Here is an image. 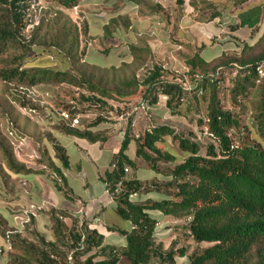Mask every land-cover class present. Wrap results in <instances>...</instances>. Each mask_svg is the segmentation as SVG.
<instances>
[{
  "label": "crops",
  "instance_id": "crops-1",
  "mask_svg": "<svg viewBox=\"0 0 264 264\" xmlns=\"http://www.w3.org/2000/svg\"><path fill=\"white\" fill-rule=\"evenodd\" d=\"M77 1V20L83 29V62L99 69H117L132 62L129 51L134 48L149 51L158 67L183 75L188 70L185 61L194 55L210 63L222 54L236 57L244 44H252L258 34L231 27L237 24L239 14L264 5V0ZM138 104L129 110L128 120L114 111L111 122L81 125V129L89 128L92 135L99 137L94 143L59 128L45 129L50 139L48 163L35 167L33 174H11V179L2 184L7 196L0 198V264H10L14 258L19 262L35 261L36 253L27 250L33 245L24 246L28 245L27 237L51 248L69 243L79 251L84 235L92 231L103 238L101 248L106 249L99 260L116 256L119 264L124 259L117 249L125 246L121 233L129 232L131 224L115 212V198L107 190L106 175L120 161L128 170L121 181L136 182L139 187L129 198L133 204L169 199L162 191L143 193L147 187L161 185L158 181L162 176L136 156L137 140L149 131L145 126L148 123L141 126V121L153 117L156 106L165 105L156 103L147 109L146 103ZM120 106L113 104L114 109ZM101 125L106 128L93 132ZM163 141L165 150L178 159L180 153ZM172 163L176 165L169 162ZM116 188V194L124 191L120 183ZM8 235L15 236L23 250L15 257L9 255L12 248L7 244Z\"/></svg>",
  "mask_w": 264,
  "mask_h": 264
},
{
  "label": "trees",
  "instance_id": "trees-1",
  "mask_svg": "<svg viewBox=\"0 0 264 264\" xmlns=\"http://www.w3.org/2000/svg\"><path fill=\"white\" fill-rule=\"evenodd\" d=\"M27 1L0 0V54L12 45H20L19 34L25 28L21 12L27 8ZM78 5L77 0L60 1V6L68 10ZM236 22L231 28H245L258 34L252 44L242 46L238 56L228 57L222 54L207 63L194 55L185 61L190 74L198 69L206 73L201 79H193L192 82L195 90H208L205 125L213 143L207 145L204 156L199 154L200 146L196 142L177 135L166 125L149 129L137 140L136 156L147 162L153 172L160 174L168 182L166 186L172 189L167 195L169 199L144 205L133 204L129 198L139 191V187L136 182L121 181L124 173L120 161L106 175L107 190L115 198V212L122 220L131 224L129 232L121 233L125 238V246L120 248L119 253L128 264H149L153 258L163 264L173 262V251L162 254L153 249L158 219L152 218L150 211L158 212L163 217L188 218L189 236L195 242L211 245L201 255L188 258L186 264H264V5L239 14ZM72 31L74 39L68 53L72 52V47H78V33H83L82 28L75 26ZM67 36L68 33L63 32L58 39L62 37L66 42ZM129 52L132 61L142 55H151L147 50L134 48H130ZM224 69L236 70L238 80L232 89L235 99L241 95L248 97L246 85L257 89L258 99L252 109L254 126L261 141L259 144H238L230 135L231 130L240 126L238 119L224 108L219 97L215 77ZM208 72L212 74H207ZM68 76L70 74L67 72L42 66H37L35 71H0L2 81H15L28 87L49 81L72 84L76 77L68 79ZM164 77V71L153 65L140 84L132 81L121 83L120 87L128 90L142 86V102L149 106H154L158 96L163 95L167 98L165 107L169 110L173 101H177L176 106L178 105L182 89L165 81ZM255 82L258 83L257 86ZM82 83L89 93V98L83 101L85 104L104 107L107 100L113 99L112 91L88 80H83ZM123 90L116 92L119 98L126 96ZM118 102L123 104L122 101ZM175 108H172V115L176 114ZM198 124L202 122L198 121ZM62 130L70 136L91 143L99 140L98 136L89 132V128L66 127ZM164 138H171L177 143L180 152L178 159L165 150ZM125 142L126 138L123 145ZM159 144L161 145L158 146ZM159 162H175L176 165L168 173L162 174L157 167ZM127 163L130 164V161ZM62 164L66 166V161L63 160ZM22 172L30 173L22 169L15 170L16 174ZM119 183L124 191L116 194V184ZM80 241L81 236L78 237V242ZM102 243L103 238L95 231L84 235L81 246L86 247H82L84 251L80 255V261H75V264H117L116 256L99 260L92 254L98 248L101 253L106 251L101 248ZM183 254L184 251L180 250L179 256ZM39 257L35 264L52 262L41 252Z\"/></svg>",
  "mask_w": 264,
  "mask_h": 264
},
{
  "label": "rangeland",
  "instance_id": "rangeland-1",
  "mask_svg": "<svg viewBox=\"0 0 264 264\" xmlns=\"http://www.w3.org/2000/svg\"><path fill=\"white\" fill-rule=\"evenodd\" d=\"M60 1L28 0L27 8L21 12L25 28L19 34L20 45H12L6 52L0 54V71L9 69L35 71L37 66H42L46 69L67 72L70 74L68 79H72V76L76 77L72 84L49 81L32 87L15 81L8 83L0 79V198L5 199L7 196L6 190L2 189V184L5 185L6 179H11V174H16L15 170L22 169L33 174L35 167L48 163L50 139L45 129L47 127L66 128L58 121L56 111H70L71 114L79 116L81 125H86L99 119L103 122H111L114 111L117 115L124 114L128 120L130 119L127 116L129 110L138 107V103H144L142 102V86L123 90L120 84L132 81L140 84L151 67L155 65L152 55L139 56L136 61L117 69H99L86 64L83 62L79 33L78 47L74 45L72 52L68 53L74 39L73 26L81 28L77 20L79 12L61 7ZM63 32L68 33L66 42L62 37L58 39ZM22 63L25 64L22 65ZM162 70L165 73V81L181 87V97L178 99V105L176 106L177 101H173L169 110L165 106V108L156 106L155 115L148 120L141 121V126L146 122L149 125H145L146 130L151 129L152 126L171 127L177 135L196 142L200 146L199 154L204 156L207 145L213 143L207 134L205 125L208 90H195L192 82L193 79H201L206 73L198 69L193 74L187 70L183 75L168 69ZM207 74H212V72ZM236 76L235 69H224L219 71L215 77L224 108L233 113L239 122L240 127L231 130L230 135L238 144H259L261 141L254 126L252 109L258 99L257 89L245 84L248 97L244 98L241 95L235 99L232 89L235 87V81L238 80ZM83 80L112 91L113 99L107 100L104 107L85 104L83 101L89 98V93L82 85ZM257 85L258 83L255 82V86ZM122 90L126 96L119 98L116 92ZM118 101H122L123 104ZM166 102L167 98L164 99L163 95L158 96L157 103H160V106L166 105ZM113 104L121 105V109H114ZM150 107L152 108L146 105L147 109ZM174 107H176V114L172 115L171 111ZM198 121L202 124H198ZM102 127L106 128L104 125L97 126L93 132L99 131ZM164 140L168 141L172 151L176 154L180 153L176 142L171 138H164ZM174 165L159 162L157 167L160 173L166 174L173 169ZM19 174L27 175L24 172ZM158 182L162 183L155 185L157 189L154 188L155 186H150L143 193H161L162 191L168 195L172 192V189L166 186L168 182L163 177ZM149 214L152 218L158 219L153 249L162 254L173 251L175 255L172 263L164 264H186L188 258L201 255L206 248L211 246L195 242L189 236L188 218L163 217L158 212L151 211ZM3 236H6L4 231ZM8 236L7 244L12 248L9 255L15 257L19 251L23 252V250L15 236ZM27 238L29 239L27 240L28 245L24 246L33 245L32 248L27 249L28 252L36 253L34 256H37V259L40 258L39 253H43L49 261H52L51 264H75L80 261V255L84 251L82 249L75 251V247L69 243L51 248L42 245L33 237ZM3 249L6 250L5 245ZM117 250V253H120V248ZM180 250L184 251L181 257L179 256ZM92 254L97 258L104 255L100 250H93ZM18 263L35 264L36 262L33 259H23L19 262L14 258L10 264ZM119 264H128V262L124 258ZM149 264L163 263L153 258Z\"/></svg>",
  "mask_w": 264,
  "mask_h": 264
},
{
  "label": "built area",
  "instance_id": "built-area-1",
  "mask_svg": "<svg viewBox=\"0 0 264 264\" xmlns=\"http://www.w3.org/2000/svg\"><path fill=\"white\" fill-rule=\"evenodd\" d=\"M74 11L77 10V7L72 8ZM166 97H164L165 99ZM135 111V109L132 111V113ZM56 116L58 118V121L63 123L66 127L74 128V127H80V118L78 115H73L69 111H56ZM123 172L126 174L128 172L127 169H123Z\"/></svg>",
  "mask_w": 264,
  "mask_h": 264
}]
</instances>
